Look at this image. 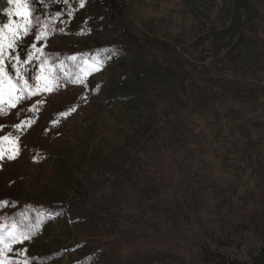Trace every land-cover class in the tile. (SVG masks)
Listing matches in <instances>:
<instances>
[{"label": "rangeland", "instance_id": "1", "mask_svg": "<svg viewBox=\"0 0 264 264\" xmlns=\"http://www.w3.org/2000/svg\"><path fill=\"white\" fill-rule=\"evenodd\" d=\"M120 1L146 58L174 69L183 83L155 77V89L139 95L151 97L150 109L111 107L107 89L123 63L81 71L102 48L96 27L83 21L98 15L88 0L74 4L44 48L49 63L64 64L55 70L59 87L0 117V136L15 134L21 119L33 121L20 134L17 158L0 161V201L10 202L0 207V223L58 213L43 240L51 253L64 250L61 264L86 255L84 245L95 264H214L217 254L249 262L264 245V0ZM122 42L105 31L100 45ZM65 70L84 82L67 80ZM37 101V112L17 115ZM69 167L82 182L70 199ZM53 194L118 230L88 228L78 217L70 238L49 204ZM14 249L31 253L30 241Z\"/></svg>", "mask_w": 264, "mask_h": 264}, {"label": "snow or ice", "instance_id": "2", "mask_svg": "<svg viewBox=\"0 0 264 264\" xmlns=\"http://www.w3.org/2000/svg\"><path fill=\"white\" fill-rule=\"evenodd\" d=\"M52 2L54 0H6L9 7L0 9L7 17L6 21H0V117L9 114L25 101H30L32 97L50 93L59 87L60 77L55 70L57 67L63 70L64 64L61 62L57 66L54 62L49 63L44 53L47 39L55 34L57 22L63 23L60 18L65 15L63 12H48L46 5ZM63 3L67 6L70 0H63ZM78 3L80 8L85 6V0H78ZM66 15L71 18L73 12L68 11ZM34 30V42L30 46L25 45L24 39L32 35ZM42 41L44 43L38 47ZM70 59L75 60L76 57ZM103 62L100 58L91 64L86 61L81 71L85 74L98 71L100 68L97 65L102 66ZM63 75L69 81L84 82L83 75L68 74L66 70ZM40 103L42 101H37L30 108H20L17 115L26 116L29 112H37ZM67 114L62 113L65 116ZM32 122L30 118L21 119L12 126L15 134L9 132L0 136V161L17 158L20 134ZM4 127L0 125V130ZM9 203L0 201V207ZM56 215L58 213H45L42 218L38 217L34 221L25 218L19 225L0 223V264H32L27 249H14V245L30 241L33 235L39 234L41 225Z\"/></svg>", "mask_w": 264, "mask_h": 264}, {"label": "trees", "instance_id": "3", "mask_svg": "<svg viewBox=\"0 0 264 264\" xmlns=\"http://www.w3.org/2000/svg\"><path fill=\"white\" fill-rule=\"evenodd\" d=\"M92 6V11H94L98 18H93L92 16L89 19H83V21L88 22L91 27H96V38L95 44L97 47H101L99 50V58L102 59L109 66L114 63L115 60H120V63H123L124 70L121 74L115 75L112 78L109 87L107 89V97L105 100L111 107H116L119 104H124L128 108H137L139 112L143 108H151L153 102L150 97L148 101L140 99L139 95H142L147 91L149 93L151 90L155 89V84L157 82L156 78H161L162 80H169L175 78L181 81L174 69L169 67L163 68L159 63L154 59L148 60L146 58L144 45L134 37L131 33L130 27L127 25V15L125 12V7L120 0H88ZM78 0H70L69 5L65 6L63 0H54V2L46 5L48 12L56 13L63 12L67 13L71 11V7L76 4ZM9 5L6 3V0H0V9H6ZM7 17L3 11H0V21H6ZM83 25V24H82ZM98 25V26H97ZM105 31H109L112 35H115L118 39H123L122 43H115L114 48H106L104 45H100ZM147 40L144 41L147 44ZM150 39V38H149ZM104 47V48H103ZM92 51V56L95 55V50ZM132 56V57H131ZM127 58V60H126ZM33 67H35L33 65ZM128 73H131L129 77ZM182 82V81H181ZM183 83V82H182ZM94 91H97V88H92ZM137 97V101H134V98ZM152 116H148L149 130L151 131L148 135L149 138L153 135L152 129ZM141 128H144L142 126ZM122 158H120V161ZM136 159L133 157L130 163H134ZM76 169V168H75ZM74 168H66V180L65 184L68 188L65 190L67 192V198L70 199L71 193L75 187L81 186V179H79L78 174L75 173ZM64 191V190H63ZM63 193V192H62ZM82 193V192H81ZM53 194V198L49 204L54 211H60L59 224L62 225L68 236L76 240V228L80 222H77L78 217H81V222L84 223L88 228H105L108 232H114L118 229L116 228L115 223H111V219H104L102 217H92V216H83L80 213L79 207L74 200L70 206H67L66 200L62 197L63 194ZM60 197V198H59ZM59 198V199H58ZM67 199V200H68ZM78 198H76L77 200ZM36 205V204H35ZM67 212L69 214H67ZM75 214L71 221L74 223V227L70 230V215ZM42 218L43 216H38V213L34 211L30 216H25L28 220L34 221L36 218ZM19 219L10 220L8 222L4 221L3 224L13 222L18 225L24 221ZM9 225V224H8ZM53 230L50 220L43 223L40 227L39 234L33 235V238L30 240V251L27 253L28 257L31 258L32 264H61L59 259L63 257L64 250H57L56 253H51L47 246L45 245L44 236L50 235ZM75 246H69L68 250L71 252L75 249ZM83 251L86 255H83L78 260H70L68 264H95L96 255L92 256L90 254L91 249L84 245ZM208 254V253H207ZM211 255L204 256L205 260H209ZM214 264H264V245L262 248L255 254L251 256L249 262H244L240 260H231L224 256L223 254L214 255ZM58 262V263H57Z\"/></svg>", "mask_w": 264, "mask_h": 264}]
</instances>
